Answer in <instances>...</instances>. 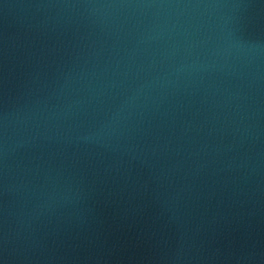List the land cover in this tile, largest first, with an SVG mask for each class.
<instances>
[{"label":"water","instance_id":"water-1","mask_svg":"<svg viewBox=\"0 0 264 264\" xmlns=\"http://www.w3.org/2000/svg\"><path fill=\"white\" fill-rule=\"evenodd\" d=\"M0 264H264V0H0Z\"/></svg>","mask_w":264,"mask_h":264}]
</instances>
